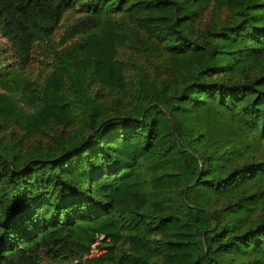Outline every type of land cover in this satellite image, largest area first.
<instances>
[{
	"label": "trees",
	"instance_id": "1",
	"mask_svg": "<svg viewBox=\"0 0 264 264\" xmlns=\"http://www.w3.org/2000/svg\"><path fill=\"white\" fill-rule=\"evenodd\" d=\"M0 33V264H264V0H0Z\"/></svg>",
	"mask_w": 264,
	"mask_h": 264
},
{
	"label": "rangeland",
	"instance_id": "2",
	"mask_svg": "<svg viewBox=\"0 0 264 264\" xmlns=\"http://www.w3.org/2000/svg\"><path fill=\"white\" fill-rule=\"evenodd\" d=\"M78 16V13L75 11V9H69L65 14L63 15L61 19L60 26L55 30L54 34L51 36L48 43L45 45L37 46L33 49V57L31 59V62L27 64L25 68V72L29 74L30 76L34 77L36 75H40L43 72L47 70V62L49 60V53L54 47L58 46L57 42L59 41L61 32L63 28ZM4 46L6 50L8 49V42L7 39L1 35L0 33V47ZM96 250L92 252V254H96Z\"/></svg>",
	"mask_w": 264,
	"mask_h": 264
},
{
	"label": "built area",
	"instance_id": "3",
	"mask_svg": "<svg viewBox=\"0 0 264 264\" xmlns=\"http://www.w3.org/2000/svg\"><path fill=\"white\" fill-rule=\"evenodd\" d=\"M97 243V241H94L92 244H91V248H90V254H92V252L94 250H96V247H95V244ZM100 250H97L96 251V254L99 252Z\"/></svg>",
	"mask_w": 264,
	"mask_h": 264
}]
</instances>
